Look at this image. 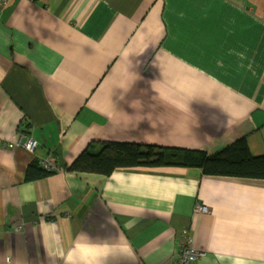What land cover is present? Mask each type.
<instances>
[{"label":"crops","instance_id":"obj_1","mask_svg":"<svg viewBox=\"0 0 264 264\" xmlns=\"http://www.w3.org/2000/svg\"><path fill=\"white\" fill-rule=\"evenodd\" d=\"M5 1L0 264H173L183 230L196 264H264V179L61 166L106 141L264 155V0Z\"/></svg>","mask_w":264,"mask_h":264},{"label":"trees","instance_id":"obj_2","mask_svg":"<svg viewBox=\"0 0 264 264\" xmlns=\"http://www.w3.org/2000/svg\"><path fill=\"white\" fill-rule=\"evenodd\" d=\"M61 166L72 172L101 175H109L119 168L175 166L198 168L203 175L264 179V155L253 156L243 137L211 154L201 149L106 141L96 150L85 148L69 165ZM52 172L31 164L26 179Z\"/></svg>","mask_w":264,"mask_h":264},{"label":"built area","instance_id":"obj_3","mask_svg":"<svg viewBox=\"0 0 264 264\" xmlns=\"http://www.w3.org/2000/svg\"><path fill=\"white\" fill-rule=\"evenodd\" d=\"M5 0H0V5L5 4ZM15 145L22 147L28 152H33L37 146L38 142L32 137H19L15 143H8V147H13ZM42 166L47 170L53 169L54 166L50 163H43ZM196 210L200 212H206L207 207L201 204L196 205ZM181 239L179 243V249L176 252V256L173 264H196V261L201 258L205 251L199 250L193 245L192 237L188 230H183L181 233Z\"/></svg>","mask_w":264,"mask_h":264}]
</instances>
